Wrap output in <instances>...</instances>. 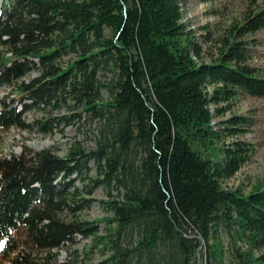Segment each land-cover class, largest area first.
<instances>
[{
    "label": "trees",
    "instance_id": "trees-1",
    "mask_svg": "<svg viewBox=\"0 0 264 264\" xmlns=\"http://www.w3.org/2000/svg\"><path fill=\"white\" fill-rule=\"evenodd\" d=\"M185 2L0 0V131L85 122L94 139L0 158L7 264H264V182L225 187L255 149L254 120L225 115L242 95L264 99L251 64L264 8L201 42ZM33 110L44 116L28 123ZM99 188L112 217L84 219ZM78 237L91 239L82 252Z\"/></svg>",
    "mask_w": 264,
    "mask_h": 264
},
{
    "label": "rangeland",
    "instance_id": "rangeland-1",
    "mask_svg": "<svg viewBox=\"0 0 264 264\" xmlns=\"http://www.w3.org/2000/svg\"><path fill=\"white\" fill-rule=\"evenodd\" d=\"M185 3V21L201 42L206 38L209 31L221 32L235 21L242 20L253 4H256L257 8H264V0H186ZM1 10L0 3V14ZM260 37L262 40L257 47H254L251 64L264 75V32L260 34ZM203 44L207 51L208 46ZM0 51L2 50L0 49ZM36 75L37 73L33 72L27 75L25 80L28 81ZM8 93L6 88H0V99ZM105 97H108L107 94ZM60 114H66V112L63 111ZM234 114L245 115L254 120L253 131L244 138L253 143L255 149L251 159L233 178L225 183V187L232 190L242 189L244 193L248 194L254 187L264 182V99L242 95L234 103L232 112H228L225 118ZM54 115L58 114L54 113ZM43 116V111L39 110H33L24 115L28 123ZM61 129L63 132L58 130L53 135L43 134L34 127L29 131H22L17 128L0 131V158L10 156L12 153L22 154L26 148L33 152L49 149L64 157L75 141H80L86 148L94 146L93 134L91 133L93 127L89 124L75 122L66 127L62 126ZM92 198L96 201L89 210L83 213L84 219L97 221L112 217V214L103 207L102 201H106L108 197L102 188L97 189ZM104 226V223H101L102 231H104ZM13 236L16 243L21 246L26 237L25 229L16 231ZM90 245V238L78 237L72 244V250L82 252ZM2 248L3 246L0 245V252ZM59 254L61 261L67 259L68 253L65 247L59 251ZM101 259L102 256L95 253L94 262ZM0 264H7V260L1 254Z\"/></svg>",
    "mask_w": 264,
    "mask_h": 264
}]
</instances>
